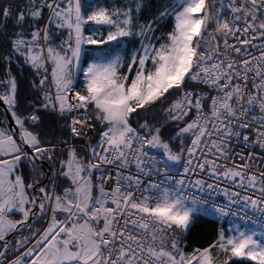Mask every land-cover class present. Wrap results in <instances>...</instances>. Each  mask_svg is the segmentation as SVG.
<instances>
[{"label":"snow or ice","instance_id":"obj_1","mask_svg":"<svg viewBox=\"0 0 264 264\" xmlns=\"http://www.w3.org/2000/svg\"><path fill=\"white\" fill-rule=\"evenodd\" d=\"M133 4L0 0V104L14 122H0V264H264L255 230L185 249L201 213L264 221V0H174L145 23L144 0ZM165 16L174 24L158 37ZM129 37L140 46L126 61L101 55L76 84L86 45ZM13 56L40 77L31 100ZM50 114L71 139L45 141L38 129ZM37 216L45 227L34 228Z\"/></svg>","mask_w":264,"mask_h":264},{"label":"trees","instance_id":"obj_2","mask_svg":"<svg viewBox=\"0 0 264 264\" xmlns=\"http://www.w3.org/2000/svg\"><path fill=\"white\" fill-rule=\"evenodd\" d=\"M172 0H170L171 2ZM3 2L7 3L9 0H3ZM15 2H20V0H15ZM86 2V0H85ZM145 2V7L142 9V12L139 15V20L138 23H145L148 20H151L153 17H158L159 13L164 10V8L167 6L165 4V0H144ZM169 2V4H170ZM131 5L133 4V1L130 2ZM11 23V22H10ZM172 25H173V18L171 16H165L163 19H160L158 24H155L154 27L156 28V35L159 33H168L172 30ZM32 27V22H29V27L25 29L26 32H30ZM19 30L17 29H11L10 31L14 32ZM59 40H57L58 42ZM129 42L131 44V47L138 46L139 44V39L136 37H130ZM0 44H4L5 47L0 50L3 52L7 51V46H6V41L4 40L3 36H0ZM103 46H91V45H86L84 47V51L82 54L81 58V66L82 68L85 67L87 64L90 56H89V49H94L97 50ZM131 53V50H126L125 52V57L129 56ZM9 67V64L0 59V78H3L7 72V69ZM11 69H12V74L13 75H18L20 83H21V89H22V94L26 100H31L35 95H36V90L34 88H29V84L33 80H38L40 77L39 76H34L32 75L31 69L28 65H24L23 67L21 66L20 62H17L15 59V56H13V61L11 64ZM81 71L78 73V77L76 79V84L80 85L79 77L81 76ZM42 95V94H41ZM43 111V110H42ZM155 114V113H153ZM71 116L72 114H68ZM149 119H151V116H149ZM157 119L159 121H163L164 116L163 114L157 116ZM0 122H2L3 125L7 126V122L5 119V115L0 108ZM139 123H142V121L139 120H133V125L138 126ZM38 131H41L44 135V139L46 142H51V143H57L61 140H69L71 139L69 135V128L65 125L64 120L56 117L53 118V115H48L46 116L44 123L40 126V129ZM168 133L165 132V136H167ZM97 136V133L94 132V137L95 139ZM78 149H82L83 147L79 144L80 141H73ZM175 143V142H174ZM64 149H60L58 151H63ZM62 156H58L57 159ZM48 166L52 167V165L49 164L48 161H46ZM56 170H59L58 164L55 165ZM25 176L28 180V182H31L35 176L34 174L30 175L31 173V167L24 169ZM42 177L41 179H43ZM60 179L57 181V184L59 183ZM203 224L201 227L196 229L193 233L189 234L187 239H186V249H192L196 247H207L208 245L214 243L218 237V232H217V220L209 218L207 216H202ZM44 219H38L36 220L35 224L33 225L34 228H40L43 226ZM233 264H237V262H233ZM244 264H252V262H244Z\"/></svg>","mask_w":264,"mask_h":264},{"label":"rangeland","instance_id":"obj_3","mask_svg":"<svg viewBox=\"0 0 264 264\" xmlns=\"http://www.w3.org/2000/svg\"><path fill=\"white\" fill-rule=\"evenodd\" d=\"M132 1L133 0H86L85 6H87V4H93L94 5L97 2H99L100 4H106V5L115 6V7H123L125 5L134 7V4L131 5V3H130ZM169 2H170V0H165V4H167V6L169 5ZM173 2H174V0H172L170 3H173ZM173 24H174V20H173ZM172 27H173V25H172ZM101 32L106 35L105 28H102ZM86 34H91V32L89 31ZM100 34H101L100 32H98L96 34L97 38H99ZM166 34L167 33H159L156 36L162 37V36H166ZM129 38H124L119 45H117L115 42H112L110 45L103 46L97 50L89 49L90 58H89L87 64L91 63L95 59H98L101 55H104V54L111 55V56H115L118 54L126 61L130 57V55L133 53V51L136 48H139V46H140L138 44V46H136V48L133 46L131 47V44L129 42ZM136 38L140 39L139 37H136ZM57 43H59V41ZM128 49L131 50V53L129 56L125 57V52ZM87 64L85 65L84 68H86ZM84 68H82V66L80 64L81 73H82V70ZM78 73H77V77H78ZM79 81H80V85H82V83H83V75L82 74L79 77ZM60 159H63V157L62 158L60 157ZM58 167H59V164H58ZM58 185H59V189H57V191L62 190L63 187L66 186V181H65L64 177L60 178ZM204 215H206L207 217L213 218V219L215 218V219H221L222 220V218H223V217L213 215V214H211V212L204 213ZM224 222H225V224H224L223 230L226 231L228 235H232L233 230H235V229L248 230L245 225L241 224L238 220H236L234 218L229 219V220L227 219ZM46 224H47V218H44V223H43L42 227H45ZM248 231H252V230H248ZM255 231L257 232L258 236H261V238H264V231H262V229H257Z\"/></svg>","mask_w":264,"mask_h":264},{"label":"built area","instance_id":"obj_4","mask_svg":"<svg viewBox=\"0 0 264 264\" xmlns=\"http://www.w3.org/2000/svg\"><path fill=\"white\" fill-rule=\"evenodd\" d=\"M69 123H70V121H69ZM90 135L93 139L94 132L90 133ZM79 144L83 147V142H79ZM235 147H236V150H239V146H235ZM190 194L195 195L197 198L203 197V198L207 199L209 201V203H214L217 205H222V206L227 207L226 198L220 193L201 192L200 190L193 188L190 190ZM235 210H236V207L233 206V211H235ZM242 215H243V213H242ZM248 215H249V217H251L252 216L251 212H249ZM231 218L238 220L241 224L245 225L248 230L264 229V221H260L259 214H257L255 219L252 221L242 220V219H239L238 217H235V216L224 217L225 220L231 219ZM257 221H259V222H257ZM222 227H223V222H219L217 224L218 234L222 230Z\"/></svg>","mask_w":264,"mask_h":264},{"label":"water","instance_id":"obj_5","mask_svg":"<svg viewBox=\"0 0 264 264\" xmlns=\"http://www.w3.org/2000/svg\"><path fill=\"white\" fill-rule=\"evenodd\" d=\"M0 108L2 109L4 115L8 116V119H6L7 125H9L11 123V125L14 127V122H11L10 114L6 113V111H5L6 106H3L2 104H0ZM40 164L43 167V170L45 172H49L50 171V167L48 166L46 161H41ZM42 180H44V182L47 183V178L44 177ZM38 219H41V218L39 216L33 218L31 220V223L34 225L36 220H38ZM24 232H25V234H27V229H25Z\"/></svg>","mask_w":264,"mask_h":264},{"label":"crops","instance_id":"obj_6","mask_svg":"<svg viewBox=\"0 0 264 264\" xmlns=\"http://www.w3.org/2000/svg\"><path fill=\"white\" fill-rule=\"evenodd\" d=\"M201 216H206V215H204V213H201ZM209 218H210V217H209ZM223 218H224V217H223ZM223 218H222V220H221V219H215V218H214L215 220H217V222H223L222 230H223V228H224V224H225V222H224L225 219H223ZM212 219H213V218H212ZM231 219H232V218H231ZM228 220H229V219H228ZM225 233L227 234L226 231H225ZM185 249H186V244H185ZM186 250H187V251H190L191 249H186ZM223 258H224V257L222 256L221 259H223ZM234 262H235V261H234Z\"/></svg>","mask_w":264,"mask_h":264}]
</instances>
